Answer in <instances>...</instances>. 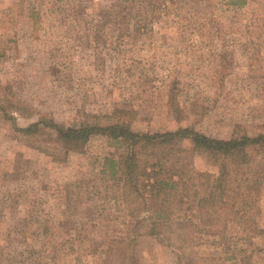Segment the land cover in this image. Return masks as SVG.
Segmentation results:
<instances>
[{
    "label": "rangeland",
    "instance_id": "obj_1",
    "mask_svg": "<svg viewBox=\"0 0 264 264\" xmlns=\"http://www.w3.org/2000/svg\"><path fill=\"white\" fill-rule=\"evenodd\" d=\"M137 5L0 0V264H264L259 148L238 175L263 183L258 202L239 196L224 234L182 216L132 240L137 205L106 169L119 145L93 137L68 151L50 128L17 131L44 116L64 127L126 120L143 133L264 135V0H151L145 29ZM178 149L198 171H218L190 141Z\"/></svg>",
    "mask_w": 264,
    "mask_h": 264
},
{
    "label": "trees",
    "instance_id": "obj_2",
    "mask_svg": "<svg viewBox=\"0 0 264 264\" xmlns=\"http://www.w3.org/2000/svg\"><path fill=\"white\" fill-rule=\"evenodd\" d=\"M134 1L140 7L137 24L139 29H145L152 23L143 12L151 0ZM120 6L127 8L120 3L114 5L115 8ZM116 12L114 10L113 14ZM42 128L54 130L57 141L68 146V151L85 147L93 137L108 138L122 148L118 159H107L106 169L117 180L126 200L137 205L130 210L133 218L130 227L135 224L132 240L144 235H160L163 226L184 219L182 216L190 219L196 227H200V224H194L195 219L198 222L203 220L205 227L202 232L219 236L228 228L229 222L225 215L227 210H234L237 198L242 195L243 200L250 202L252 199L255 205L261 193L262 182L247 178L240 180L238 175L245 174L244 168L251 162L249 148H259L264 153V135H244L224 140L189 128L143 133L134 131L126 120L64 127L44 116L38 123L17 128V131L24 136H33ZM182 140L190 141L194 150L206 153L217 165L218 171L201 172L193 168L192 162L187 161L178 149V143ZM58 150L54 149V159L64 161L66 158H61ZM106 169L103 173H106ZM233 193L235 197H232ZM179 211L182 212L180 217L177 215ZM143 213L148 216L142 218ZM131 232L130 229L129 238ZM248 259L238 260V263L248 264Z\"/></svg>",
    "mask_w": 264,
    "mask_h": 264
}]
</instances>
